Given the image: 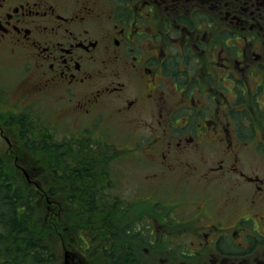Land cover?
<instances>
[{"label": "flooded vegetation", "instance_id": "flooded-vegetation-1", "mask_svg": "<svg viewBox=\"0 0 264 264\" xmlns=\"http://www.w3.org/2000/svg\"><path fill=\"white\" fill-rule=\"evenodd\" d=\"M5 59L15 72H0V142L48 174L49 191L80 183L78 202L99 218L79 235L109 238L112 264H264V0H0ZM70 119L83 124L78 143L46 152ZM115 123L146 149L109 143ZM51 153L60 164L39 167ZM125 154L149 166L126 200L106 167Z\"/></svg>", "mask_w": 264, "mask_h": 264}, {"label": "trees", "instance_id": "trees-1", "mask_svg": "<svg viewBox=\"0 0 264 264\" xmlns=\"http://www.w3.org/2000/svg\"><path fill=\"white\" fill-rule=\"evenodd\" d=\"M13 162L0 147V264H58L60 234L68 220L62 216V208L54 215L48 212L50 192L27 183ZM74 210L87 221L95 216L94 208L76 205ZM100 256L103 263L111 262L110 256H106L108 260Z\"/></svg>", "mask_w": 264, "mask_h": 264}, {"label": "rangeland", "instance_id": "rangeland-1", "mask_svg": "<svg viewBox=\"0 0 264 264\" xmlns=\"http://www.w3.org/2000/svg\"><path fill=\"white\" fill-rule=\"evenodd\" d=\"M12 64H13V61L11 59H5L3 61H0V72L2 74H4L6 80H9V79L12 80L14 78L15 70L11 67ZM225 65L232 67V64H225ZM244 79H245V77H244ZM14 83H15V79L11 82V84L5 83V84H3V86L10 88L11 86H14ZM233 84H234V82H232V81L228 82V85L230 88H233ZM12 98H14V97H12ZM37 104L38 105L36 108H37V112L39 113L38 117H37L39 119L38 123L41 125V127H40L41 129L48 132V131H50L51 128L45 127V126H43V124H44V121L52 120L50 115H49L50 108L46 106L45 102H38ZM260 106L264 110V103L263 104L261 103ZM45 110H47L48 112H46ZM33 112L36 113L35 110ZM8 115L9 114L4 112V114H1V119H4L7 121L8 118H10V116L8 117ZM69 123H70L69 127L67 126V127L53 128V130L56 132L50 138L51 143L48 144L47 147H44L46 152H47V149H51V147H55V151H58L59 150L58 146H61V143L63 142V140H65L64 138L66 136H68L71 139V141H75L76 143H78L77 137H79V135L82 131V128H80V126L83 124L79 125L78 122L73 123L71 121V119L69 120ZM31 130H32V133H35L38 136L41 133V131L38 130V128H36V127H33ZM110 130L113 133L114 137L111 136L110 140H107V141L109 143H112V144H114V143L118 144L117 148L119 150H121V153L122 152H124V153H129V152L136 153L137 150L143 152L146 149L145 148L146 145H143L142 143L140 144V147H139L138 143H136V144L133 143V140L135 137H137V139L139 137H142L139 134L135 133L136 130L134 128L116 125V123H115L111 126ZM142 131L148 135V132L146 130L142 129ZM142 131H140L139 133L143 134ZM98 140L99 139H97V141ZM65 141L68 142V140H65ZM98 145H101V144L98 143ZM1 147L3 148V149L1 148V150L4 151V147H7V146L4 143V144H2ZM45 150L40 149V152L43 151V153H46ZM213 153H215V152H213ZM60 155L63 158V155L62 154H60ZM78 156H79L78 154L77 155L75 154L74 160L79 159ZM130 157H131L130 154H125L120 159H118L116 161H112L111 163L107 164V166H106L107 169H110L112 171L113 177L115 178L112 181V187H111L113 189V191L112 192L109 191V192L113 196H114V194H117V197L124 198L125 200L128 199L127 196L134 195L135 191L142 188V185L144 184L142 179L144 178V175L147 172V168H149V166L146 163H144L143 160H141L140 162L136 161V163L126 161V159L130 158ZM49 160H52L53 163H59V162H57L59 160L58 156L54 153L49 154L48 162L51 164L52 162H50ZM145 160H148V158H146ZM13 165H14L15 169H17V161L16 162L14 161ZM64 165H65V163L59 165V168H63ZM255 168H256V174L264 175V164L263 163L255 164ZM25 169H27L31 181H36V180L39 181L44 189L47 187H50L49 185L52 183V179L46 173L43 172L40 174L41 176H34V175L30 174V172H29L30 167H26ZM16 173H17V171H16ZM21 174L23 177H25L23 172H21ZM67 196L68 195L64 191H61L60 194L52 196V200H54L56 202H61V204H63V206L65 208H68L69 206L72 208L71 203H68V201H67L68 200ZM46 208L48 210L50 208L57 210V203L52 204L51 202L47 201L46 202ZM194 208L195 207L193 205H191V206L188 205V206L184 207V213L187 215V217L190 216L189 213L192 214V211L194 210ZM187 223L193 227H195V225H196V221L195 222L194 221H188ZM246 228L248 229L247 225H246ZM182 229H185V227L183 226ZM59 252L62 255L61 246L59 248Z\"/></svg>", "mask_w": 264, "mask_h": 264}]
</instances>
